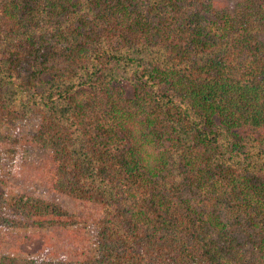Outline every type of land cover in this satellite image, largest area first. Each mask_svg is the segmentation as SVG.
Wrapping results in <instances>:
<instances>
[{
  "label": "trees",
  "instance_id": "trees-1",
  "mask_svg": "<svg viewBox=\"0 0 264 264\" xmlns=\"http://www.w3.org/2000/svg\"><path fill=\"white\" fill-rule=\"evenodd\" d=\"M211 1L0 0V112L65 125L78 95L106 104L105 137L38 133L99 206L73 264H264V0Z\"/></svg>",
  "mask_w": 264,
  "mask_h": 264
},
{
  "label": "rangeland",
  "instance_id": "rangeland-1",
  "mask_svg": "<svg viewBox=\"0 0 264 264\" xmlns=\"http://www.w3.org/2000/svg\"><path fill=\"white\" fill-rule=\"evenodd\" d=\"M240 1L211 2L214 8L233 9ZM58 45L61 46L54 47L55 59L65 55L69 43ZM28 63H33V59L24 58L20 66L28 68ZM105 107L103 100L80 94L72 102L73 122L65 125L42 126L40 115L21 117L0 112V159H3L0 189L14 201L12 205L15 203L16 211L8 213L16 226L7 230L0 227V264H28L29 259L37 262L52 259L59 264H73L82 258V246L89 244L90 240L89 225L95 216L100 215L99 206L78 196L77 191L69 190L71 186L66 184L74 180L68 174L71 166H65L62 155L44 146L38 133L51 137L75 131L105 137L108 132ZM111 138L122 139L127 144L137 142L120 136ZM14 142L17 143L16 151L11 157L4 153V149L13 146Z\"/></svg>",
  "mask_w": 264,
  "mask_h": 264
}]
</instances>
